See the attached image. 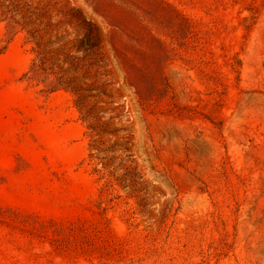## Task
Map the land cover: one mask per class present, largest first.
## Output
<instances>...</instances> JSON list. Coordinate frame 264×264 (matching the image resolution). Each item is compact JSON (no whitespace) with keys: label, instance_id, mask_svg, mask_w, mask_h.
I'll return each mask as SVG.
<instances>
[{"label":"rangeland","instance_id":"rangeland-1","mask_svg":"<svg viewBox=\"0 0 264 264\" xmlns=\"http://www.w3.org/2000/svg\"><path fill=\"white\" fill-rule=\"evenodd\" d=\"M33 1L49 60L0 16V264H264V0Z\"/></svg>","mask_w":264,"mask_h":264},{"label":"trees","instance_id":"trees-1","mask_svg":"<svg viewBox=\"0 0 264 264\" xmlns=\"http://www.w3.org/2000/svg\"><path fill=\"white\" fill-rule=\"evenodd\" d=\"M39 2H35L33 0H0V16L3 18H11L16 24L20 25L22 29H26L32 40L34 41L36 47L38 48V57L41 55L44 56L46 59H50L47 56L45 49L43 48V34L42 31L44 27L42 26L43 21L42 19L45 18L43 11L44 7L38 6ZM16 16L18 18H16ZM51 24V23H49ZM31 26V28H27ZM49 51L48 53H50ZM46 56V57H45ZM67 59L64 60V63H68ZM37 58L34 60L32 64L33 70H37ZM70 65L68 68L63 69L66 73L65 76L63 75L61 78H58L60 85L70 89L77 97V108L81 113V118L87 122V128L93 132L98 138L104 133L108 131L102 128V116L96 115L92 108L90 107L89 103L86 100V96L83 95L82 91L86 90L87 84L85 82H76V74L70 73L71 69ZM50 68V67H49ZM63 68V67H61ZM39 69L44 70V68L39 66ZM62 81V82H60ZM54 90V89H53ZM104 145V141H101L98 144H92V149H96L101 156L98 158L102 161V165L104 168H112L113 162L111 160L112 157L108 154V148ZM115 167H113L114 169Z\"/></svg>","mask_w":264,"mask_h":264}]
</instances>
